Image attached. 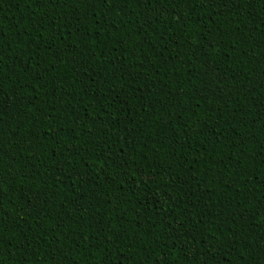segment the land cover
I'll use <instances>...</instances> for the list:
<instances>
[{
	"label": "trees",
	"instance_id": "trees-1",
	"mask_svg": "<svg viewBox=\"0 0 264 264\" xmlns=\"http://www.w3.org/2000/svg\"><path fill=\"white\" fill-rule=\"evenodd\" d=\"M0 264H264V0H0Z\"/></svg>",
	"mask_w": 264,
	"mask_h": 264
}]
</instances>
